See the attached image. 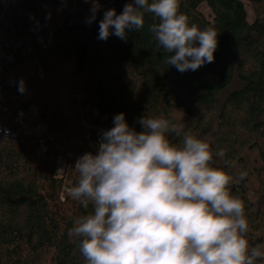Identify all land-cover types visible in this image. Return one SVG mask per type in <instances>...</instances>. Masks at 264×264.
Segmentation results:
<instances>
[{
  "label": "trees",
  "instance_id": "1",
  "mask_svg": "<svg viewBox=\"0 0 264 264\" xmlns=\"http://www.w3.org/2000/svg\"><path fill=\"white\" fill-rule=\"evenodd\" d=\"M12 1L0 0V19L12 4L2 38L28 36L34 50L16 57L0 79L1 103L9 111L0 107V121L18 133L0 137V264H84L79 241L68 230L92 207L84 209L69 194L78 179L73 166L84 153L96 154L119 113L138 132L144 115L170 120L181 127L180 136H168L178 145L184 132L205 139L214 153L212 166L232 176L230 193L244 203L250 246H264V0H249L252 23L241 0H180L190 24L218 34L214 62L184 73L166 63L168 54L148 30L158 22L151 13L126 42L115 35L88 41L91 3ZM121 2L99 0L96 18ZM47 23L52 37L39 45L35 35H45ZM25 61L36 65L23 80L24 91H32L23 102L20 81L4 80ZM32 107L34 120L14 123L17 111ZM219 150L223 158L215 155ZM241 172L247 173L243 179Z\"/></svg>",
  "mask_w": 264,
  "mask_h": 264
},
{
  "label": "clouds",
  "instance_id": "2",
  "mask_svg": "<svg viewBox=\"0 0 264 264\" xmlns=\"http://www.w3.org/2000/svg\"><path fill=\"white\" fill-rule=\"evenodd\" d=\"M85 2L92 4L91 24L99 0ZM179 8L180 0H131L119 15L114 8L104 12L98 39L115 35L126 42L151 13L158 22L148 30L168 54L166 63L194 72L214 62L218 34L190 24ZM138 123L139 132L124 113L115 115L96 154L84 153L73 166L78 179L69 194L92 207L68 230L84 264H264V246H250L244 203L230 193L232 176L212 166L209 143L189 132L182 144L172 143L169 134L180 136L181 127L163 117L144 115Z\"/></svg>",
  "mask_w": 264,
  "mask_h": 264
},
{
  "label": "built area",
  "instance_id": "3",
  "mask_svg": "<svg viewBox=\"0 0 264 264\" xmlns=\"http://www.w3.org/2000/svg\"><path fill=\"white\" fill-rule=\"evenodd\" d=\"M2 24L0 22V79L2 76V73L4 69H6L13 61L16 59V57H22L26 58L28 55L33 53V45L31 42V38L28 36H25L20 39H8L5 40L2 38ZM46 34L43 35L41 32L38 31L35 35V43L39 45H44L45 41H49L52 37V29L50 25L47 23L45 25ZM40 77H42L41 70L39 71ZM3 93L0 89V107L3 108L5 112H8V109L6 107H3L1 100L4 98ZM78 100L79 98L76 97ZM23 102L26 100L24 96L21 97ZM14 101H18V98L15 97ZM36 113L32 111L30 108L28 111L25 110H19L17 111L16 115L14 116V123L16 124H24L28 121L34 120L36 117ZM5 131H7V135H5ZM46 131L44 127L40 128V134H43ZM0 137H10V138H17L18 133L14 131L11 127H9L4 122L0 121ZM63 200L64 197L62 196Z\"/></svg>",
  "mask_w": 264,
  "mask_h": 264
},
{
  "label": "rangeland",
  "instance_id": "4",
  "mask_svg": "<svg viewBox=\"0 0 264 264\" xmlns=\"http://www.w3.org/2000/svg\"><path fill=\"white\" fill-rule=\"evenodd\" d=\"M241 1L245 4L246 10H247V15H248V20L250 23H252L255 20V14H254V11L252 9L250 1L249 0H241ZM11 5L12 4L10 3L8 8L6 9L4 15L0 19V22L2 25H5V23L7 21V18L10 14V11H11V7H12ZM200 11L203 13V15L208 20L212 21L211 11L208 9V7H206V5H202L200 7ZM59 12H60V9L57 8V13H59ZM2 28H3V26H2ZM35 65H36L35 61L23 62L22 64L17 66L15 69H13L12 71L7 73L5 80H4V84L5 85H11V84H14V83L21 81V80H25L28 77L32 76V74L34 72ZM31 92H32L31 90H26L23 92L22 96H24L27 99L31 96V94H32ZM31 109L34 113L37 114V108L36 107H32Z\"/></svg>",
  "mask_w": 264,
  "mask_h": 264
},
{
  "label": "water",
  "instance_id": "5",
  "mask_svg": "<svg viewBox=\"0 0 264 264\" xmlns=\"http://www.w3.org/2000/svg\"><path fill=\"white\" fill-rule=\"evenodd\" d=\"M129 2H131V0H122V2L116 8V12L118 15L122 13L125 4ZM103 15L104 14H101L100 16L95 18V20L92 21L91 25L89 26L88 41H92L98 38L99 21L103 18Z\"/></svg>",
  "mask_w": 264,
  "mask_h": 264
}]
</instances>
